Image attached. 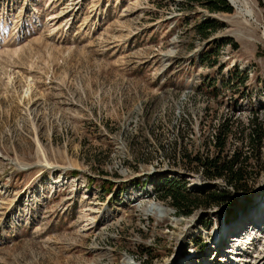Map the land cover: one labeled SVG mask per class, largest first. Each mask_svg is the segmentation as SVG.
Instances as JSON below:
<instances>
[{"label": "rangeland", "instance_id": "obj_1", "mask_svg": "<svg viewBox=\"0 0 264 264\" xmlns=\"http://www.w3.org/2000/svg\"><path fill=\"white\" fill-rule=\"evenodd\" d=\"M246 1L0 0V264H256L264 134L253 148L245 132L253 116L264 133V0ZM227 115L245 191L193 157ZM222 187L229 204L206 202Z\"/></svg>", "mask_w": 264, "mask_h": 264}, {"label": "trees", "instance_id": "obj_2", "mask_svg": "<svg viewBox=\"0 0 264 264\" xmlns=\"http://www.w3.org/2000/svg\"><path fill=\"white\" fill-rule=\"evenodd\" d=\"M206 5L209 4L212 9H226L232 10V5L228 0H200ZM201 32L206 31V24L201 25ZM229 79V78H228ZM242 80V79H241ZM227 83L229 82L226 81ZM253 110V109H252ZM254 112H252V115ZM232 118L230 115L224 117V119L219 123L217 130L214 131L213 145L214 151L211 155L195 154L193 157L199 161L202 171L208 178L221 177L225 183L232 186L233 189L238 191H245L248 184L247 173L248 170L245 166L248 155L243 153L240 147L232 148L231 152L224 150L227 141V135L231 131ZM249 129L245 132L248 144L256 148L262 138L263 131L260 122L256 121V117L251 118L250 123H248ZM242 134V132H240ZM243 135V134H242ZM241 135V137H243ZM189 160V158H188ZM176 180L165 179L166 192L164 195L168 197V201L174 206L175 213L188 214L194 207H196L198 200H193L192 193L185 190V187L181 186L176 188ZM107 191H110L109 189ZM163 197V195H162ZM206 202L216 203L222 205V203L230 202V197H232V189H227L222 187V189H212L206 192L204 196Z\"/></svg>", "mask_w": 264, "mask_h": 264}, {"label": "bare ground", "instance_id": "obj_3", "mask_svg": "<svg viewBox=\"0 0 264 264\" xmlns=\"http://www.w3.org/2000/svg\"><path fill=\"white\" fill-rule=\"evenodd\" d=\"M228 2L229 3H232L233 4V6L237 9V10H240L242 7H244V6H246V0H228ZM245 13H247V14H249L248 13V11H245ZM249 16V15H248ZM253 16V15H252ZM164 213H168V210H164ZM194 228H195V224H194V221L192 220V222H189V224H188V227H187V229H186V231L184 232V236L180 239L179 238V240H180V245L178 246V248L179 247H181L183 244H185L186 243V241L188 240V238H189V236L192 234V231L194 230ZM224 229H225V226H224V224H222V230L221 231H219L217 228H216V230H215V232H216V235H215V238H216V240H215V245H214V249H213V254H215V249H216V254H215V257L213 258V259H215V262H217L218 260H219V252H221L222 253V251L220 250V248L218 247V244H220L221 243V241H222V239H223V234H224ZM258 230H260V228L259 227H256L255 229H253V232L252 233H248L247 235H245V239H244V241H245V244H244V246H246L247 244H250V242H251V240H252V236L255 234V237L256 236H259V233H258ZM250 232V231H249ZM260 232V231H259ZM175 236L176 237H178V234H175ZM262 236L263 237H261V240H263L264 239V232H262ZM238 241V240H237ZM235 245L234 246H232V250H234V254H236V255H238L239 253L238 252H235L236 250H243V251H245V252H247V250H246V248H244V246L243 247H239L238 246V243H234ZM225 247H223V249H224ZM239 250V251H240ZM191 258V257H190ZM201 259V264H209V260H205V258L204 257H202V258H200ZM240 259V258H239ZM232 260L235 262V263H237V258H232ZM208 261V262H207ZM253 263H256V264H264V249H262V250H258L257 251V253H256V255L254 256V258H253ZM224 263H227V260H224L223 261V263L222 264H224Z\"/></svg>", "mask_w": 264, "mask_h": 264}]
</instances>
